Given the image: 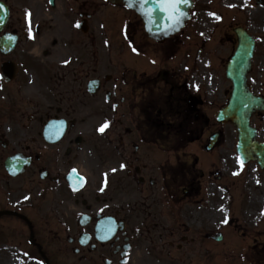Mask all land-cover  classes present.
Masks as SVG:
<instances>
[{
  "label": "flooded vegetation",
  "instance_id": "obj_1",
  "mask_svg": "<svg viewBox=\"0 0 264 264\" xmlns=\"http://www.w3.org/2000/svg\"><path fill=\"white\" fill-rule=\"evenodd\" d=\"M6 1L14 14L18 4ZM20 1L28 10H60L64 20L69 13L76 14L87 26L102 13L116 27L115 32L128 36L104 41L92 40L86 33L88 39L70 41L69 55L57 57L58 63L50 67L53 93L48 111L38 109L35 116L15 121L0 138V187L8 191L0 211H16L35 223L49 222L55 227L54 240L87 258L88 264L134 263L141 245L171 238V213L175 212L176 219L183 216L186 199L194 198L201 189L205 173L191 172L186 153L174 155L173 139L184 141L187 136H173V118L198 120L205 105L203 90L179 70V59L171 57L164 72L142 70L149 59L141 53L148 54L151 46L142 39L139 18L122 12L120 5L112 7L107 0ZM192 35L197 37L196 32ZM256 41L253 70L261 59V79L252 71L248 83L264 100V38L261 49ZM231 42L237 45L235 34ZM186 43L174 42L170 50ZM190 47L184 48L186 60L195 54ZM107 48L119 52L108 64L102 55ZM126 64H133L131 78L128 67L121 70ZM109 70L117 77L107 73ZM258 80L260 90L256 89ZM209 105L218 110L222 103L218 98ZM52 119L64 122L66 129L60 140L48 142L45 131ZM104 124L108 127L101 132ZM17 154L30 164L14 179L7 175L4 160ZM76 174L84 178L79 191L73 182ZM256 190L264 191V175ZM103 221L114 232L107 243H101L96 234ZM21 224L30 228L25 221ZM39 229L31 227L34 238ZM250 255L262 263L264 248L255 247Z\"/></svg>",
  "mask_w": 264,
  "mask_h": 264
},
{
  "label": "rangeland",
  "instance_id": "obj_2",
  "mask_svg": "<svg viewBox=\"0 0 264 264\" xmlns=\"http://www.w3.org/2000/svg\"><path fill=\"white\" fill-rule=\"evenodd\" d=\"M15 1L17 4V0ZM244 1L245 0H200V2H203L200 7L204 6V11H201L200 22L196 25V27L200 29L202 36L206 41V46L204 54V65L202 64L199 67L206 75L208 74V79L211 78V80L218 85L221 92L229 88V82L225 79L224 65L225 59L229 56L230 51L232 49L231 38L229 37L231 29L240 24H247V26L252 31H254V33H260V27L258 25H262V21H264V18L261 21L262 14H264V8H261L257 5H254V7L251 8L255 0H248L247 2ZM33 12H35V19H50L47 14L38 12V10H34ZM257 13L261 14L258 21L255 20ZM19 17H21L25 21V17L23 16V14H20ZM17 23L18 21L16 20L13 23V26L18 27ZM253 25H256V27H254ZM44 26L45 25H43V27ZM225 30L227 31L223 35V38H221L222 31L224 32ZM58 32L59 30L55 31L51 27H45L41 39L45 41H48L50 39H66V37L58 35ZM23 46L19 50V53L16 55V57H18L24 50ZM2 60L3 59L0 57V63ZM260 60L257 61L258 67L257 71L254 74V76L258 79H261L260 71L262 65L259 63ZM21 61L24 62L25 67L28 68L26 60ZM127 67L128 69H130L129 72L131 78L133 73V64H126V66H121V70L125 71ZM107 73L111 74L114 78L117 77V73L113 70H109V72ZM209 73L212 75V77H209ZM24 75L25 77H22L21 82L17 86L10 88L9 92L8 89H4V84L0 81V118L1 116L5 117L4 109L7 108L5 106L9 103L12 104L13 109L16 111V116L13 117V120L20 119V114H26L27 118H29V115H34L35 111H38V109L42 111L43 108H45V111H48L47 100L49 98L47 97V99L46 96H44L43 98L42 94L38 92L37 78L35 76H32L33 78H31L29 77V75ZM3 89L4 91H2ZM256 89H261V84L259 80ZM56 107L57 106H54V113L56 112ZM6 120H8V116H6ZM257 124L258 125L256 126H259L261 131L263 132L264 117H260ZM7 128L8 127L5 126L0 128V130H4ZM215 131L222 132V140L214 156L215 160L212 163V165L214 164L213 171L214 173H216L217 171L220 172V175L222 177V183L229 182L230 179L233 182L231 187L229 188V191L225 192L223 191V189L222 191L219 189V182L215 184V176L213 178L214 184H212L211 188L213 189V192L215 194V203L219 202L220 213H217L216 211V207L218 205H216L212 201L209 203L204 200L203 197H200L199 203H196L195 205L193 204V206H188L189 210H191L190 207L194 209L200 208V212L199 209H196L194 210L192 216L184 217L179 221L180 225L184 226L182 231L186 230L189 239H198L200 235L203 234V241L201 240L202 246L189 244L187 245L188 248L186 247L187 250L185 248V251L181 254H179L180 252L176 250H172V257H174L177 262L181 257H183L184 264H212V251L213 249L217 248V246L221 250V256H219V264H240V261L235 259L234 257H225L223 255L228 251L230 252L233 247L238 246L235 244L238 241L237 236L232 235L233 231L237 230V233L240 234L239 230L243 228L241 225L243 220L247 223L248 227V225H257L261 222V219L264 218V214H261L264 213V209L262 208V206L264 207V202L257 203L255 202L256 198L254 197V195H257L258 197L260 196L259 194L264 195V193L262 191L257 192L255 190L254 173L249 170V168L242 169L240 165L241 163L234 147L237 135L233 127L230 125H212L211 127L206 129L205 135H208L209 133ZM189 151H191V149H189L187 152ZM206 162L208 161H205V159L202 161V163ZM205 166L208 165L205 164ZM206 184H208V182H206ZM224 193H228V195H233L234 198L232 197V199L227 202V198L229 196L226 195L224 197ZM249 196H252L253 199L250 200ZM239 202L242 203L244 212L241 207L242 205L240 206ZM207 206L211 211L212 208H214L215 215L212 216L209 213L205 212V215L203 214V217L201 215H198L203 211V208ZM225 220H227V223H224ZM167 231L169 232L168 226ZM218 233H222L224 235V238L219 245H216V243H214L216 241H214L213 238H215ZM174 238V241L178 239ZM238 240L243 244L246 243V245L249 243L248 238ZM22 244L24 246L21 249L18 248ZM28 246L29 245L27 240L21 239L18 235V231H14L13 226H0V264H45L41 259L31 258L30 255L25 252V249L29 248ZM169 251L170 250L168 248V252ZM61 258L67 263H71L74 261L73 256L67 255L61 256ZM161 260H164V257L161 256ZM48 263L55 264L52 259H48Z\"/></svg>",
  "mask_w": 264,
  "mask_h": 264
},
{
  "label": "water",
  "instance_id": "obj_3",
  "mask_svg": "<svg viewBox=\"0 0 264 264\" xmlns=\"http://www.w3.org/2000/svg\"><path fill=\"white\" fill-rule=\"evenodd\" d=\"M110 1L117 3L121 2L127 8L140 14L144 20L146 32L157 42L165 41L177 30L184 27L185 22L189 19V11L193 6L192 0H188L186 4H181L180 10L185 13V15L180 18L179 23L173 24L168 19L169 13L158 7L156 0H152V3L145 5L144 9L140 8L137 0ZM148 9L154 10L151 14V18L142 14ZM6 20L7 12L4 7H0V29L3 22ZM12 41L14 42L15 39L8 36L4 38L1 43L4 42L8 45L9 42ZM252 50L253 45L249 44L248 40L245 38H241L238 51L227 67V76L234 83V94L229 107L221 113L220 119L223 122L232 121L235 123L240 132L239 149L242 155L246 158L252 157L257 159L264 168V144L260 145L253 141L255 133L249 126L250 115L256 108L246 87V74L250 69ZM252 152L254 153L253 156H251Z\"/></svg>",
  "mask_w": 264,
  "mask_h": 264
},
{
  "label": "snow or ice",
  "instance_id": "obj_4",
  "mask_svg": "<svg viewBox=\"0 0 264 264\" xmlns=\"http://www.w3.org/2000/svg\"><path fill=\"white\" fill-rule=\"evenodd\" d=\"M137 2L140 8L144 9V6L152 3V0H137ZM187 2L188 0H156L157 6L160 7L163 11L169 13L168 19L173 24L179 23L180 18L185 15V13L181 12L180 5L186 4ZM0 7L3 6L0 5ZM153 11H154L153 9H148L147 11H144L142 14L151 18V14ZM133 51H135V49H133ZM107 127L108 125L104 124L99 130L101 132H104L105 128ZM241 164H243V161H241ZM224 223H227V220H225Z\"/></svg>",
  "mask_w": 264,
  "mask_h": 264
}]
</instances>
